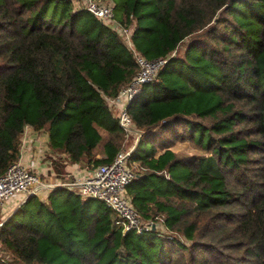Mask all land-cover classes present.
Returning a JSON list of instances; mask_svg holds the SVG:
<instances>
[{"label":"trees","instance_id":"16d2710c","mask_svg":"<svg viewBox=\"0 0 264 264\" xmlns=\"http://www.w3.org/2000/svg\"><path fill=\"white\" fill-rule=\"evenodd\" d=\"M112 1L135 49L167 59L127 106L142 131L128 192L167 231H123L103 202L56 187L2 223L0 264H264V0ZM136 70L73 0H0V175L25 125L71 163L111 162L124 133L106 98ZM184 141L206 154H177Z\"/></svg>","mask_w":264,"mask_h":264},{"label":"built area","instance_id":"2783aa9c","mask_svg":"<svg viewBox=\"0 0 264 264\" xmlns=\"http://www.w3.org/2000/svg\"><path fill=\"white\" fill-rule=\"evenodd\" d=\"M81 3V7L99 19L103 24L110 26L121 37L124 44L132 52L137 70L132 79L124 85L115 97L106 98L108 106L112 109L119 127L124 133L123 145L127 141L138 143L142 136V131L137 129L127 110L128 103L139 93L143 84L154 80L166 58L149 59L140 54L132 42V29L121 25L114 17V3L112 0H73ZM34 129L30 125H25L20 137L19 157L9 164L0 175V226L9 217L10 208L15 209L11 202L17 195L29 196L45 194V198L50 191L56 187H66L70 190H77L83 198L97 199L114 211L119 221L117 226H121L123 231H143L158 229L164 223L163 218L144 217L132 204L131 197L127 193V186L136 177V172L129 161L131 153L135 147L120 148L113 160L107 164H100L81 178L71 181L46 180L39 169V162L45 157V144L41 138L30 135ZM38 145L36 159L34 161H24L23 153L32 143ZM44 142V144L42 143ZM29 151V150H28ZM40 161L38 162V160ZM39 165V166H38ZM48 171L49 167L43 169ZM120 224V225H119Z\"/></svg>","mask_w":264,"mask_h":264},{"label":"crops","instance_id":"0c3cea01","mask_svg":"<svg viewBox=\"0 0 264 264\" xmlns=\"http://www.w3.org/2000/svg\"><path fill=\"white\" fill-rule=\"evenodd\" d=\"M30 135L33 136V138L38 137L41 138L42 141L47 143V137L44 132L35 131L33 130L30 132ZM46 146V152H48V156L43 158L44 160L42 162H39V169L42 171V176L44 178H47L50 181H71L78 178H81L83 176H86L89 174L94 167L87 166V163L82 161L79 163H71L66 157V154L63 152H57L51 150L47 144ZM37 148L38 145L36 142L32 143L27 147L25 150V153H23V160L24 161H34L36 159L37 154ZM29 150V151H28ZM99 157L102 155H98ZM46 167H49L48 171H44ZM27 197L23 195H19L16 198L12 200V204L18 206L21 204Z\"/></svg>","mask_w":264,"mask_h":264},{"label":"rangeland","instance_id":"374dc122","mask_svg":"<svg viewBox=\"0 0 264 264\" xmlns=\"http://www.w3.org/2000/svg\"><path fill=\"white\" fill-rule=\"evenodd\" d=\"M76 6H80L81 7V3H76L75 4ZM164 67V66H163ZM163 67H161V70L163 69ZM43 144H44V142H42ZM132 145H134V147H135V145L136 144H133V142H131L130 141V139H129V141H127V143L125 144V145H123V142H122V144H121V148H129L128 146H132ZM45 148H46V146H45ZM173 149H174V151L177 153V154H206L204 151H202V150H200L198 147H196L193 143H191V142H188V141H184V142H177L175 145H174V147H173ZM48 152H45V156H46V158L47 157H49L48 156V154H47ZM131 164H132V166H133V168H134V170H135V172H137L138 171V167H137V163H135V162H131ZM46 180H48L47 178H45ZM49 181V180H48ZM51 182H53V181H51ZM62 188H64V190L65 189H67V190H70V189H68V188H66V187H62ZM126 190H127V193H128V195L130 196V194H129V192H128V187L126 188ZM70 191H73V193H75V194H77L76 192H77V190L75 191V190H70ZM66 195H68L67 194V192L66 191H58V192H56L55 193V196H53L52 198H56V197H58V198H62V199H64V197L66 196ZM17 196H19V195H17ZM17 196H15L14 198H16ZM28 196V195H27ZM26 196V197H27ZM48 196V195H47ZM131 197V196H130ZM38 198H40V199H42V200H44V201H49V199L47 198H45V194L44 193H41V194H39L38 195ZM52 198H50V202L51 203H54L52 200ZM25 201V200H24ZM23 201V202H24ZM93 205L95 206V205H98L99 204V200H93ZM14 208V207H13ZM13 208H10V210H9V213H8V215L7 216H9V215H11V213H12V209ZM65 209L66 208V206H64L63 204H60V205H58L57 206V209L58 210H61V209ZM51 209H54L53 208V204H52V208ZM19 215H15V218H19L18 217ZM111 216H112V220H114V223L116 224V222L117 221H119V217H118V215L114 212V211H112V214H111ZM19 220H22V217L21 218H19ZM117 225V224H116ZM120 225V224H119ZM158 229H160L161 231H167V229H166V227H165V225H164V223H163V225L162 226H159V227H157ZM179 237H180V239L182 240V241H186V239H184V237L183 236H181V235H179ZM187 242V241H186ZM188 243V242H187ZM1 254H3L2 253V248H1V246H0V255Z\"/></svg>","mask_w":264,"mask_h":264}]
</instances>
